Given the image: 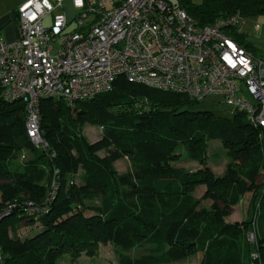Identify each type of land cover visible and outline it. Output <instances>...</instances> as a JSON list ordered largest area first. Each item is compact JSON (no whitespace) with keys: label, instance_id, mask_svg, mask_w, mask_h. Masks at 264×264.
Segmentation results:
<instances>
[{"label":"trees","instance_id":"16d2710c","mask_svg":"<svg viewBox=\"0 0 264 264\" xmlns=\"http://www.w3.org/2000/svg\"><path fill=\"white\" fill-rule=\"evenodd\" d=\"M168 1L185 8L200 26L235 13L243 19L264 14V0ZM16 14L12 10L14 23ZM239 28L230 30L232 36L253 50ZM200 101L123 76L74 108L43 98L40 129L48 147L41 148L27 135L24 104L7 101L0 87V196L14 204L0 219L3 264H58L63 256L74 262L83 254L95 256L99 244L108 242L122 250L149 245L136 257L120 251L117 264H168L190 253L197 254L198 264H264V131L243 111L215 116L195 108ZM84 123L102 127L100 142L83 136ZM211 140L226 148L225 175L214 176L207 168L190 173L172 164L181 149L203 163ZM102 146L114 151L101 158L96 151ZM25 148L32 155L17 164ZM122 155L130 157L132 171L120 173L111 164ZM53 182L56 191L46 201ZM198 184H205L212 198L207 208H198L190 194ZM249 192L252 220L227 222ZM28 201L45 208L33 213ZM6 207L0 203V211ZM24 218L40 229L23 239L11 236L9 230ZM249 231L254 244L247 240Z\"/></svg>","mask_w":264,"mask_h":264},{"label":"built area","instance_id":"2783aa9c","mask_svg":"<svg viewBox=\"0 0 264 264\" xmlns=\"http://www.w3.org/2000/svg\"><path fill=\"white\" fill-rule=\"evenodd\" d=\"M69 5L71 13L63 10L64 0H24L16 8V39L0 38L1 94L24 104L33 145L48 147L40 129L41 99L69 104L91 99L119 76L199 100L218 97L264 131V52L232 36L230 30L244 21L239 13L200 26L168 0H69ZM55 191L53 182L46 201ZM26 204L33 213L45 208ZM12 207L0 211V219ZM247 240L255 243L254 231Z\"/></svg>","mask_w":264,"mask_h":264},{"label":"rangeland","instance_id":"374dc122","mask_svg":"<svg viewBox=\"0 0 264 264\" xmlns=\"http://www.w3.org/2000/svg\"><path fill=\"white\" fill-rule=\"evenodd\" d=\"M22 1L23 0H0V17L3 16L5 11L6 13L8 11L10 16L11 10L17 8ZM192 1L199 2L200 0ZM69 8V0H64L63 10L65 9L68 12ZM3 24V26L1 25L0 27V38L6 39L7 32L14 31V25L12 21L8 23L4 22ZM7 24H10L9 26H11L9 29L5 28ZM71 106L74 108L76 106V103H72ZM195 108L202 110L206 109L210 111L213 115L220 117H229L233 113L230 107L225 105L221 99L215 96H209L203 99L195 105ZM81 130L83 136H85L86 139L91 143L100 142L103 138V129L99 124L84 123L82 125ZM113 151L114 150L112 146H102L96 151V154L101 158H104ZM31 155V150L25 148L24 155L19 156L16 160V163L19 164L23 162ZM176 155L178 159L173 161L172 164L175 167L184 168L190 173L201 172L202 170L207 168L212 172L214 176H223L226 173V167L230 164V159L227 155L226 148L223 147L219 140H211L207 142L206 161H204L203 163H198L195 160L187 158L183 149H181ZM111 164L120 173L132 171L134 169L133 163L130 157L127 155H122L116 159H113L111 161ZM81 172V169H77V179H79V177L81 176ZM206 191L207 187L205 184L195 185L190 191L192 198L199 202L198 208H207L211 204L212 198L210 195L206 194ZM250 195L251 192L242 196L239 202L232 207L229 214L225 217V220L227 222L246 223L252 220L253 212ZM8 202L9 201L7 200H2L0 196V203L3 207L7 206L9 204ZM15 227L17 228L13 230V233L10 230L9 233L11 236H16L21 239L31 236L33 233L40 229L39 224L37 222L30 223L29 219L27 218L18 221V223L15 224ZM148 250L149 245L122 250L121 248L115 247L111 242L105 244L101 243L98 246V251L96 255L93 257L83 254L79 259L72 262L67 256H63L58 261V264H117L119 261L120 251L124 254L136 257L142 254H146ZM168 264H198V257L196 253H190L187 254V256L183 260L178 262H171Z\"/></svg>","mask_w":264,"mask_h":264},{"label":"crops","instance_id":"0c3cea01","mask_svg":"<svg viewBox=\"0 0 264 264\" xmlns=\"http://www.w3.org/2000/svg\"><path fill=\"white\" fill-rule=\"evenodd\" d=\"M69 7H70V5H69ZM12 10H14V9H12ZM12 10L10 12V16H9L8 11H7V13L5 11L3 16H2L3 18L0 17V27L4 22H7V23L10 21L13 22L14 31L13 32L8 31L7 37H6V39H4V40L9 41V42L15 40L16 35H17L16 34V23H14V21L12 20ZM15 10H16V8H15ZM68 13H71V7L68 9ZM256 22L259 23V28H256L254 26V24ZM9 25L10 24H7L5 26V28L9 29L11 27ZM239 30L244 35L246 40L248 42H250V44L252 45L253 51L264 52V14L245 18L244 21L242 22V24L240 25Z\"/></svg>","mask_w":264,"mask_h":264}]
</instances>
